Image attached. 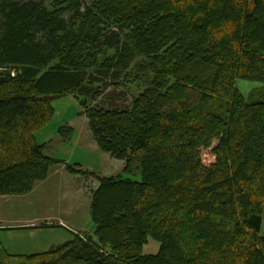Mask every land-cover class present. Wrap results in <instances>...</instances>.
Wrapping results in <instances>:
<instances>
[{
  "label": "trees",
  "instance_id": "16d2710c",
  "mask_svg": "<svg viewBox=\"0 0 264 264\" xmlns=\"http://www.w3.org/2000/svg\"><path fill=\"white\" fill-rule=\"evenodd\" d=\"M68 95L123 174L45 154ZM61 163L93 231L0 264H264V0H0V196Z\"/></svg>",
  "mask_w": 264,
  "mask_h": 264
},
{
  "label": "rangeland",
  "instance_id": "374dc122",
  "mask_svg": "<svg viewBox=\"0 0 264 264\" xmlns=\"http://www.w3.org/2000/svg\"><path fill=\"white\" fill-rule=\"evenodd\" d=\"M250 84L238 82L245 95L253 86ZM54 107L56 110L54 116L37 132L39 143H49L45 148V154L62 159L71 165L78 162L93 163L96 167L95 173L101 176L123 174L124 166L121 161L112 158L108 153L93 151L91 144L93 142L96 144V141L87 117L80 114L81 107L74 96L68 95L57 99ZM62 126L73 127L70 139L62 138L59 133ZM62 165L60 168H57L59 165H54L53 171L50 176L48 175L49 178L36 182L31 192L0 196V225H3L0 228V241L9 252L22 254L41 252L72 238L73 232L93 231L89 187L87 188L79 179L62 176L61 170H66L61 169ZM94 182L92 185L95 186L97 182ZM53 221L57 224L60 222L61 226L40 227L32 233V229L25 228L26 223L34 222L41 225L54 223ZM261 232L264 235V220ZM158 249L159 242L154 239H150L143 247L145 253H156Z\"/></svg>",
  "mask_w": 264,
  "mask_h": 264
},
{
  "label": "crops",
  "instance_id": "0c3cea01",
  "mask_svg": "<svg viewBox=\"0 0 264 264\" xmlns=\"http://www.w3.org/2000/svg\"><path fill=\"white\" fill-rule=\"evenodd\" d=\"M68 140V139H67ZM96 144H94V142H93V144H91V146L93 147V151H101V152H103L100 148H99V146H98V144H97V142H95ZM47 146H49V143L47 142ZM110 155V154H109ZM111 156V155H110ZM112 157V156H111ZM113 158V157H112ZM119 161H121L122 162V164H123V166H124V161L123 160H119ZM81 166H83L82 167V169L83 170H88V171H92V172H96V167H95V165L93 164V163H86V164H84L83 162H78ZM59 166H57V168H60V165H62V164H58ZM63 166V168H61V169H66V167H65V165L63 164L62 165ZM53 167H55L54 165L51 167V170H50V172H49V176H50V173L53 171ZM55 171H56V168H55ZM58 173V172H57ZM61 175L62 176H64V177H67V178H69V179H79V181L82 183V184H85L86 186H87V188L88 187H90L92 184H94L95 182V180L93 179V177L91 176V177H88V176H84V175H81V174H73V173H70L67 169L66 170H61ZM59 174V173H58ZM49 176H48V178H49ZM105 176H110V175H105ZM47 178V179H48ZM88 184H89V186H88ZM89 190H90V188H88ZM29 222V221H28ZM54 222V221H53ZM59 224H57L56 223V221L54 222V223H47L48 225L49 224H54V225H59V226H61V223L60 222H58ZM41 224V223H40ZM36 225H39V224H35L34 222H30V223H26V227L25 226H23V227H25V228H28V229H32L31 230V233L33 232V231H35L37 228H35V227H31V226H36ZM3 225H0V228L2 227ZM6 228H10V227H6ZM34 228V229H33ZM40 227H38V229H39Z\"/></svg>",
  "mask_w": 264,
  "mask_h": 264
}]
</instances>
